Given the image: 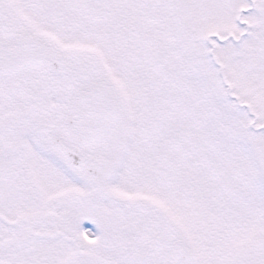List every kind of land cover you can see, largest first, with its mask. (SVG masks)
<instances>
[{
    "label": "snow or ice",
    "instance_id": "6c2138e0",
    "mask_svg": "<svg viewBox=\"0 0 264 264\" xmlns=\"http://www.w3.org/2000/svg\"><path fill=\"white\" fill-rule=\"evenodd\" d=\"M0 264H264V0H0Z\"/></svg>",
    "mask_w": 264,
    "mask_h": 264
},
{
    "label": "flooded vegetation",
    "instance_id": "af4514ba",
    "mask_svg": "<svg viewBox=\"0 0 264 264\" xmlns=\"http://www.w3.org/2000/svg\"><path fill=\"white\" fill-rule=\"evenodd\" d=\"M88 225V222H86V226Z\"/></svg>",
    "mask_w": 264,
    "mask_h": 264
}]
</instances>
